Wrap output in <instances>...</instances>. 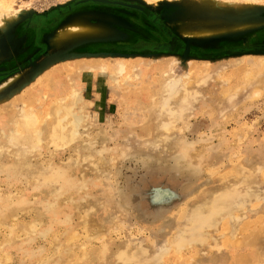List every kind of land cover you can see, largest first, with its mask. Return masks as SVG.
I'll list each match as a JSON object with an SVG mask.
<instances>
[{"label":"rangeland","instance_id":"374dc122","mask_svg":"<svg viewBox=\"0 0 264 264\" xmlns=\"http://www.w3.org/2000/svg\"><path fill=\"white\" fill-rule=\"evenodd\" d=\"M3 1L21 19L12 42L0 33V54L13 51L0 73L16 75L0 87V101L22 86L42 112L73 85L83 121L69 143L55 144L44 112L39 146L0 162V264H264V89L254 95V82L232 77L244 57L237 48L264 47V25L189 44L176 32L173 48H160L170 42L161 29L172 26L170 8L182 26H220L244 11L264 17V0L245 10L130 0L146 10L86 2L65 12L76 0ZM71 11L96 14L94 21L107 13L118 33L49 47ZM90 57H103L107 71L85 74L80 62L61 69ZM118 61L128 69L113 81ZM54 70L55 90L39 91L42 74Z\"/></svg>","mask_w":264,"mask_h":264},{"label":"bare ground","instance_id":"6f19581e","mask_svg":"<svg viewBox=\"0 0 264 264\" xmlns=\"http://www.w3.org/2000/svg\"><path fill=\"white\" fill-rule=\"evenodd\" d=\"M125 1L138 3L130 0H125ZM202 1L204 5L212 6V9L214 7L215 8L227 7L229 9L231 7L232 8L241 7L244 8L245 10L248 7H251L256 0H202ZM138 4L144 7V4H140V3ZM70 5L64 8L68 7V9H70L71 8ZM10 7L11 6L8 2L6 3L5 1L0 0V33H4V35L7 36L8 40L12 42L17 29L16 21H19L21 17H19L18 15L16 16L12 15L10 12ZM247 12L248 11L242 12V15L238 16L237 19L229 21L220 26H217L215 25V23H213L215 21L214 19H205L204 21H201V25L199 27H193L191 25L185 27V25L182 26L181 23L178 21V18L174 14L175 11L170 8V10L164 11V14L168 19V21L172 23V26H169V24L167 23L165 24L166 30H163V28L161 29L162 32H164V34L166 35V37L169 39L170 41L169 43H174L176 41L174 40V37L178 38V35H176V32H178L180 35L184 37L185 42L189 44L193 40L213 39V37L226 32L235 33L237 31L238 33V31H244L245 33L251 29L264 25V17L250 19V16L248 15L249 12L248 13ZM88 13L89 12H85V11L69 12L68 15L62 20V22H60L57 28L51 32L49 47L55 48L57 50L60 49V46L65 43L66 44L70 43L72 45H80V44L87 45V43H89L90 41L104 40L105 37L118 33L116 28H114V26L111 25L112 24L111 22L113 21L112 16L105 13L104 15L97 17L98 21H94L92 19L96 14L93 15L91 12H90L91 14ZM172 45L174 46V44ZM254 48L250 47L247 44L245 46L239 47V51H241L240 55L242 54L244 57L241 61H237L233 64L236 70L232 72V77H234L235 82H238L240 84L242 83L244 85L245 83L247 84V82L248 83L254 82L255 89L253 91V94L258 95L260 92H263L264 89V47L261 48L260 46L258 49H254ZM11 50H9L7 54H0V60L10 57L9 55L13 53V51ZM90 59H97L98 61L95 65H90L88 63L85 64V62ZM103 59H104L103 57L84 58L64 64L61 66V69L62 70L66 69L71 72L73 70V66H75L76 63L80 62L83 63L82 64L83 67L80 70L85 74H88L92 71V69H97V68L100 69L102 73H104L105 71H107V66L106 64H104V62H102ZM205 67L206 66H195L194 67L195 73H200L201 71H203V69H205ZM127 69L128 68L126 62L118 61L117 63H115V65L111 67L112 80L117 81L116 77L118 75L125 73ZM56 74H60V72H56L55 70L52 72H46V73L44 72L41 78L46 81L47 85L40 87V89L35 88V90L38 89L39 91H46L49 88L55 90L57 86L56 83H58V78H55ZM8 75H9L8 73H3L0 75V80L3 78L2 79L3 83L0 87L7 86L8 83L12 82L15 79L16 76L15 74L13 76L11 75L10 77H8ZM239 86H243V85H239ZM21 87L16 88L15 90H13L14 92L11 95L4 96L0 101L1 102L0 117L3 116L2 120H0L1 122L0 162L1 163L3 162L4 159L6 158L8 159V157L11 156L13 150H15L14 154L17 153L18 155H25V151H26L25 146L27 147V149H35L39 146V142L43 139V131H44L41 128L40 123L43 121L44 119L43 117L45 113L47 114L48 117H50V119H52V121L49 124V129H51L49 130V136L51 142L55 144L69 143V141L74 138V134L78 131L81 121H83L82 117L73 110L74 106L76 105L79 99L77 89H75L73 85H71L70 92L64 93V96L62 97L57 96L56 98L54 97L55 100H51L49 102H45L44 104H42L41 107L42 112L37 110L33 104L32 105L34 107L30 105L31 100L34 97L26 96L25 91H23ZM58 94L60 93L58 92ZM34 96L37 101L38 97L36 95ZM16 103L19 104L23 103L27 105L28 108L26 107L27 109H25V107L22 106V104H20L21 106L18 107L19 111H17V113L12 112L11 111L12 106L13 104ZM251 195L255 197L256 196L259 197V195H257V193L255 192H252ZM237 211H238L237 208L232 207L231 209H229L228 213L234 214V212ZM218 213H220V211H218ZM233 217L235 218L236 216ZM234 218L231 217L229 219V223L226 224L225 226L228 229L226 230L230 234L234 232V227H235L234 224L236 222V218L235 219ZM254 261H256L254 257H250L249 261L247 260L246 262L252 264L254 263ZM161 263L162 261L158 262V264Z\"/></svg>","mask_w":264,"mask_h":264},{"label":"water","instance_id":"95a60500","mask_svg":"<svg viewBox=\"0 0 264 264\" xmlns=\"http://www.w3.org/2000/svg\"><path fill=\"white\" fill-rule=\"evenodd\" d=\"M86 2H95V3L113 5V6H122V7H126V8H134V9H138V10H142V11L146 10L142 5H139L138 3H132V2L125 1V0H76L70 6L72 8V7L76 6V5H79V4H82V3H86ZM70 6H69V8H70ZM65 10H69L68 7L62 9L61 12H65ZM53 14H57V12H54ZM164 26H165V24L162 25V28H163V30H166V26L165 27ZM174 40H176L174 42V43H176L177 42V37H174ZM174 43L162 44V45H160V48L171 49L172 46H173L172 44H174ZM167 45H169V46H167ZM254 49H258V48L255 47ZM237 50L239 51V48H237ZM239 52H241V51H239ZM1 74L2 73H0V75Z\"/></svg>","mask_w":264,"mask_h":264}]
</instances>
